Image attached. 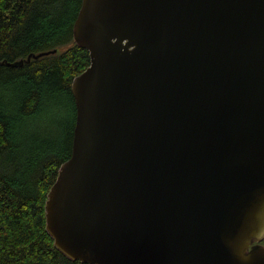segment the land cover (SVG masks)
I'll return each instance as SVG.
<instances>
[{
    "label": "water",
    "instance_id": "1",
    "mask_svg": "<svg viewBox=\"0 0 264 264\" xmlns=\"http://www.w3.org/2000/svg\"><path fill=\"white\" fill-rule=\"evenodd\" d=\"M73 33L91 62L46 201L55 246L90 264H264V0H82Z\"/></svg>",
    "mask_w": 264,
    "mask_h": 264
},
{
    "label": "trees",
    "instance_id": "2",
    "mask_svg": "<svg viewBox=\"0 0 264 264\" xmlns=\"http://www.w3.org/2000/svg\"><path fill=\"white\" fill-rule=\"evenodd\" d=\"M82 0H0V264H90L62 253L46 228V201L72 153V81L91 62L74 40ZM55 53L32 58L30 53ZM47 103L64 108L61 138L28 132ZM264 243V239L261 241Z\"/></svg>",
    "mask_w": 264,
    "mask_h": 264
},
{
    "label": "rangeland",
    "instance_id": "3",
    "mask_svg": "<svg viewBox=\"0 0 264 264\" xmlns=\"http://www.w3.org/2000/svg\"><path fill=\"white\" fill-rule=\"evenodd\" d=\"M67 114L64 108H58L54 105L47 107V103L43 105L42 111L36 117H30L28 121L29 134L45 137V138H61L64 140L65 132L59 126L60 121H66Z\"/></svg>",
    "mask_w": 264,
    "mask_h": 264
}]
</instances>
